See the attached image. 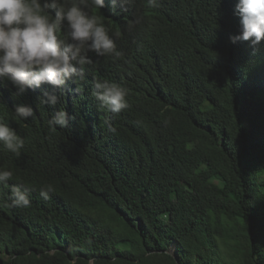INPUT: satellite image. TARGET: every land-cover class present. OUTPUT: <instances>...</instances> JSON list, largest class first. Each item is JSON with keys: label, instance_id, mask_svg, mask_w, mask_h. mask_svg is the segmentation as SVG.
<instances>
[{"label": "trees", "instance_id": "obj_1", "mask_svg": "<svg viewBox=\"0 0 264 264\" xmlns=\"http://www.w3.org/2000/svg\"><path fill=\"white\" fill-rule=\"evenodd\" d=\"M105 3L122 56L89 52L55 107L37 100L52 87L16 96L0 81V121L25 140L18 156L0 146L13 172L0 184V264H264V44L231 41L238 0ZM97 79L125 86L128 107L98 109ZM20 104L34 117L14 119ZM61 107L69 126L53 130ZM12 184L29 208L10 206Z\"/></svg>", "mask_w": 264, "mask_h": 264}, {"label": "clouds", "instance_id": "obj_2", "mask_svg": "<svg viewBox=\"0 0 264 264\" xmlns=\"http://www.w3.org/2000/svg\"><path fill=\"white\" fill-rule=\"evenodd\" d=\"M111 3L113 10L117 4L126 9L134 0H111ZM105 7V0H0V81L14 85L16 96L29 91L43 93L45 88L52 87L51 93L45 91L37 100L40 105L55 107L59 103L56 89L87 76L85 67L92 63L89 52L98 57L122 56L114 39L119 34L110 32L97 14ZM235 12L241 27L238 35L230 37L231 41L249 42L254 49L264 44V0H238ZM135 23H139V18ZM92 96L98 109L114 114L128 107L127 88L107 79L95 80ZM12 113L14 119L23 121L35 115L34 109L24 104ZM47 123L53 130L58 126L68 128L65 108L55 111ZM0 146L18 156L25 140L8 123L0 121ZM12 179L13 172L0 167V184L8 185ZM54 191V186L47 183L39 188L38 194L47 201ZM9 200L11 207L29 208V189L12 184ZM89 264L95 261L90 259Z\"/></svg>", "mask_w": 264, "mask_h": 264}, {"label": "rangeland", "instance_id": "obj_3", "mask_svg": "<svg viewBox=\"0 0 264 264\" xmlns=\"http://www.w3.org/2000/svg\"><path fill=\"white\" fill-rule=\"evenodd\" d=\"M172 252H174V249H172Z\"/></svg>", "mask_w": 264, "mask_h": 264}]
</instances>
